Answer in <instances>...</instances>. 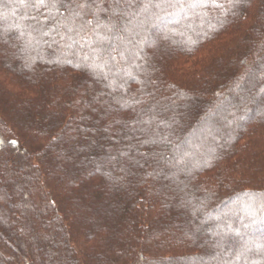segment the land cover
Listing matches in <instances>:
<instances>
[{"label": "trees", "instance_id": "trees-1", "mask_svg": "<svg viewBox=\"0 0 264 264\" xmlns=\"http://www.w3.org/2000/svg\"><path fill=\"white\" fill-rule=\"evenodd\" d=\"M46 2L0 0V262L264 264V0Z\"/></svg>", "mask_w": 264, "mask_h": 264}, {"label": "rangeland", "instance_id": "rangeland-1", "mask_svg": "<svg viewBox=\"0 0 264 264\" xmlns=\"http://www.w3.org/2000/svg\"><path fill=\"white\" fill-rule=\"evenodd\" d=\"M231 4V3H230ZM194 6H196L197 8H200V10H202V9H205V8H207L206 7V5L204 6V4H202L201 2H198V3H196V4H194ZM212 6H215L213 3H212ZM229 7V5L227 4V5H223V7H222V10L223 11H226V9ZM205 11H200V12H198V14H197V18H201V19H206V16L207 15H205ZM196 21H195V19L194 18H192L190 15H183V16H181V17H179V18H174V19H172V20H169L168 22H167V26H170V27H181V29H180V31H182L183 29H185L186 27H190V24L189 23H195ZM186 23V24H185ZM172 33H170L169 31L167 32V35H171ZM264 34V33H263ZM263 36V35H262ZM175 37V36H174ZM264 63V62H263ZM263 73L264 72V68H260L259 69V73ZM247 96V94H245V93H243V92H240V93H238V95H237V101H238V106L237 107H242V109H244V107H248L249 105L248 104H246V105H244V104H242L243 103V99H245V97ZM254 96V99H255V101H254V103L256 102L257 104H260V106H262V107H264V97H257V94H254L253 95ZM227 101H229V100H227ZM227 101H225L224 103H227ZM197 106H201V105H203V104H201V103H197L196 104ZM197 108H199V107H197ZM212 110V109H211ZM226 114H227V112H225V114H217L216 115V117H215V125L213 126L214 127V129L213 128H211V130H210V136H211V139H209L208 137L206 138H204V136H202V139H198L199 141H201L202 140V142H204V144H207V145H210L211 144V142L212 141H215L216 142V144H217V142H219V139H221V138H223V137H218V136H221V135H223L224 136V134H223V132L221 133V130H223V128L225 127V125H226V123H227V119H226ZM191 115V113H187L186 114V116H190ZM257 115H258V113H257ZM242 122H247V120H246V118H245V120H242ZM226 128V127H225ZM181 129V133H182V131L184 130H182V128H180ZM185 132V131H184ZM183 132V133H184ZM221 133V134H220ZM206 134V133H205ZM204 134V135H205ZM179 134H177L176 136H178ZM225 137V136H224ZM177 139H179V137H177ZM129 191L127 190V188L124 190V192H122V193H120V195H118V196H120L121 197V195L122 194H125V193H128ZM190 192L191 191H186L185 190V194L187 193V195H185V197H186V201L188 200V199H190L191 200V198L192 197H194L192 194H190ZM191 202V201H190ZM238 205L240 206L241 205V202H240V200H236L235 202H233V203H231V204H229L225 209H224V211H221L220 212V215L219 216H221V215H227V214H231L230 216L232 217L234 214H235V209H236V207H238ZM175 208H174V210H173V217H174V215H175V217H176V219H178L177 221H179L180 222V219L179 218H177L178 216V214H181L182 216L181 217H183L184 216V214H183V209H182V207H178V205L176 204L175 206H174ZM20 212V209L19 210H16V212H15V214H17V213H19ZM173 217H171V218H169L168 220H166L164 223H169V220H171ZM123 218H124V216L120 213V214H118L117 216H116V219H118V220H121V221H123ZM230 219H232V218H230ZM14 221L16 222V223H18L19 222V219H17V218H15L14 219ZM230 222H232V221H230ZM183 222H182V220H181V222H180V225H181V227L183 226V224H182ZM15 228V231L17 232V234H18V236L21 238L22 237V235L21 234H19V232H18V230L16 229V227H14ZM23 228H25L24 226H23ZM260 233V232H259ZM259 233H257L256 231H254L253 232V229H252V231H251V235L253 236V238L255 239V240H257L259 243H261V244H263V246L262 247H260L259 246V249L258 250H260L261 252H262V250L264 249V234H259ZM25 235L26 236H28L29 235V231L25 228ZM21 240H22V242L23 243H25V237H22L21 238ZM253 245L251 244V247H252ZM0 247L2 248V249H4L5 250V248H3L1 245H0ZM15 248H16V246H15ZM263 248V249H262ZM248 249V250H247ZM247 249H245V251H247L248 253L249 252H252V250H249L250 248H247ZM8 252V251H7ZM247 252H246V254H247ZM9 254H11L10 252H9ZM12 255V254H11ZM7 256V255H6ZM10 256V255H9ZM0 264H10L6 259H4L3 258V260H1V262H0Z\"/></svg>", "mask_w": 264, "mask_h": 264}, {"label": "snow or ice", "instance_id": "snow-or-ice-1", "mask_svg": "<svg viewBox=\"0 0 264 264\" xmlns=\"http://www.w3.org/2000/svg\"><path fill=\"white\" fill-rule=\"evenodd\" d=\"M202 4H207L208 0H200ZM229 2H232V0H229ZM38 5L47 7L48 4L46 0H37ZM211 3H213L216 7H223L222 3H219L218 0H211ZM36 6V5H33ZM69 10H71L73 16H79V12L75 11V7H84L83 4H77L76 0H68V3L65 5Z\"/></svg>", "mask_w": 264, "mask_h": 264}]
</instances>
